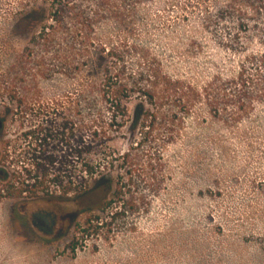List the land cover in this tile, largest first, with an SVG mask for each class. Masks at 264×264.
I'll return each mask as SVG.
<instances>
[{
  "label": "rangeland",
  "instance_id": "374dc122",
  "mask_svg": "<svg viewBox=\"0 0 264 264\" xmlns=\"http://www.w3.org/2000/svg\"><path fill=\"white\" fill-rule=\"evenodd\" d=\"M52 3L0 0L1 82L11 72L16 91L31 96L41 89L46 99L99 84L104 73L99 47L89 48L91 68L72 56L78 46L71 38L84 29L95 43L123 47L127 77L139 74L145 83L159 71L179 81L181 104L192 100L194 106L188 113L179 110L174 127L161 129L150 146L163 155L166 179L144 213L124 215L120 227L106 223L83 232L88 210L106 218L97 210L102 191L76 200H4L0 264H264V101L252 89V108L235 120L232 105L215 114L204 99L192 96L219 75L235 78L243 57L264 53V2L56 0L61 23L55 38L42 59L23 55L53 14ZM230 3L248 21L239 26L228 15L205 26L207 14ZM111 5L117 10L106 11ZM157 82L163 89L162 80ZM159 103L166 109L180 105Z\"/></svg>",
  "mask_w": 264,
  "mask_h": 264
},
{
  "label": "trees",
  "instance_id": "16d2710c",
  "mask_svg": "<svg viewBox=\"0 0 264 264\" xmlns=\"http://www.w3.org/2000/svg\"><path fill=\"white\" fill-rule=\"evenodd\" d=\"M56 5L53 0L52 10ZM112 6L106 11L117 10ZM57 11L42 21L23 55L42 59L61 23ZM241 12L230 3L207 14L204 24L209 27L229 15L240 26L248 21ZM258 14L252 13L253 20ZM71 39L78 46L72 56L88 68L94 63L89 48L99 47L98 63L104 65L99 84H81L73 93L46 99L41 89L31 96L16 91L11 72L0 81V203L76 200L102 191L105 197L97 210L106 218L88 210L82 230H97L106 223L120 227L124 215L144 213L165 182L163 155L150 146L158 141L161 129L174 127L179 110L188 113L194 105L189 104L192 100L181 104L179 81L159 71L145 83L137 73L136 78L127 77L131 71L123 47L95 43L84 29ZM238 69L235 78L216 75L202 91L193 90V101L204 99L215 114L232 105L230 116L241 118L254 104L252 89L264 101V53L243 57ZM134 94L138 101L130 109ZM164 99L180 105L166 109L159 103ZM123 140L122 148L114 145Z\"/></svg>",
  "mask_w": 264,
  "mask_h": 264
}]
</instances>
